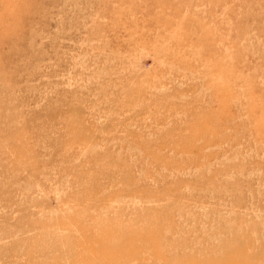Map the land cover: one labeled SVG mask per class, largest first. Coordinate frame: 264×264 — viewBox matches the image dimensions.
<instances>
[{"label": "rangeland", "instance_id": "1", "mask_svg": "<svg viewBox=\"0 0 264 264\" xmlns=\"http://www.w3.org/2000/svg\"><path fill=\"white\" fill-rule=\"evenodd\" d=\"M223 261L264 264V0H0V264Z\"/></svg>", "mask_w": 264, "mask_h": 264}, {"label": "bare ground", "instance_id": "2", "mask_svg": "<svg viewBox=\"0 0 264 264\" xmlns=\"http://www.w3.org/2000/svg\"><path fill=\"white\" fill-rule=\"evenodd\" d=\"M230 263H231V261H228V262H227V261H226V262L223 261V264H230ZM231 264H232V263H231Z\"/></svg>", "mask_w": 264, "mask_h": 264}]
</instances>
